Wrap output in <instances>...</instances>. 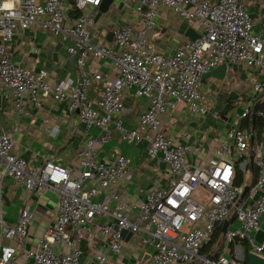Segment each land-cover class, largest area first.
I'll return each mask as SVG.
<instances>
[{
  "label": "built area",
  "instance_id": "2783aa9c",
  "mask_svg": "<svg viewBox=\"0 0 264 264\" xmlns=\"http://www.w3.org/2000/svg\"><path fill=\"white\" fill-rule=\"evenodd\" d=\"M100 1L74 0L79 14L71 17L69 0H0V94H10L21 112H25L24 94L37 106L45 97L67 102L69 110H77L86 129L95 126L102 132L98 139L87 136L77 148V173H73L48 159L30 165L13 152L11 134L0 130V181L11 177L29 192L52 190L58 196L53 224L38 248L25 251V260L29 264H85L80 261L82 251L77 243L87 234L89 223L100 215L109 219L100 232L107 237L110 251L121 250L122 230H126L131 233L129 238L138 237L140 242L153 245L151 264H239L234 255L201 253L215 229L231 216L237 224L224 229V240H246L251 251L263 257L264 241L255 243L252 233L259 230L264 213V125L260 138L254 141V131L239 130L238 122L252 114L253 99L264 89V31L254 30L255 20L242 0H135L137 24L116 23L111 39L98 45L91 41V26ZM87 6H91L90 11ZM162 6L172 8L183 19L195 20L201 28L198 38L179 43L169 54L157 51L146 35L157 26ZM258 19L264 22V12ZM33 24L71 41L66 51L75 56L77 83H50L46 69L31 70L12 60L8 44L14 32ZM89 57L110 60L116 67L115 76L110 79L87 70ZM220 63L226 64L223 80L233 66L251 67L260 79L250 84L246 102L230 111L226 138L204 164L196 165L187 158L190 133H185L182 141L165 137L158 116L183 103L191 115L219 117L220 110L208 111L209 104L205 105L201 75ZM98 82L102 83V96L94 106L88 91ZM130 89L149 101L134 128L123 123ZM261 103L264 105V95ZM255 116L263 117L264 110L258 108ZM113 132L127 143L144 142L147 155L157 156L167 165L164 184L155 180L141 200L126 201L118 187L130 164L127 156L109 151L104 160L97 158L96 143L106 142ZM251 135L253 146L248 157L238 161L243 154L237 149L246 151ZM251 153L256 171L253 181L246 183L243 177L235 184L236 164L244 174ZM245 185L249 188L240 199ZM97 195H102V200L94 201ZM30 221L31 212L25 205L15 223H6L0 197V234L14 240L13 245H0V264H11L16 250L23 249ZM59 243L71 250L57 252L55 245ZM105 260L104 252L94 257L95 264H105Z\"/></svg>",
  "mask_w": 264,
  "mask_h": 264
},
{
  "label": "crops",
  "instance_id": "0c3cea01",
  "mask_svg": "<svg viewBox=\"0 0 264 264\" xmlns=\"http://www.w3.org/2000/svg\"><path fill=\"white\" fill-rule=\"evenodd\" d=\"M242 1L255 20L254 30L264 31V22L258 19V15L264 12V0ZM86 10L90 11L91 6H87ZM98 12L99 15H96L95 23L91 26V41L98 45L109 40L108 34L112 32L111 29L116 23L125 22L135 25L139 20L135 11V0H113L105 12ZM189 27L197 33L201 31L195 20L183 19L172 8L162 6L161 15L157 19V26L148 31L146 35L155 44L157 51L169 54L179 43L191 40L185 35V31ZM69 43H71L70 40H61L60 37L53 35L48 30L33 24L24 30L14 32L9 41L8 50L10 57L16 63L31 70L46 69V79L50 83L71 80L75 84L79 80V73L75 56H70L66 51V45ZM241 67L249 70L252 75L256 73L251 67L235 66L232 73L234 71L233 74L236 77L249 78V73L245 70L240 74L234 70ZM85 68L89 71H98L110 79L116 74V67L110 60L104 58L89 57L85 63ZM257 79L259 78L257 77ZM212 80L216 81V79L208 77L202 83L204 85L207 81L210 87L209 81ZM222 91L218 90L217 93L222 101L220 108L227 99ZM101 96L102 83H93L88 91V98L92 105L96 106ZM217 103L216 101L215 104ZM125 104L128 113L125 115L123 123L128 128H134L138 123L140 112L149 105V101L135 96L130 89L126 93ZM23 106L25 112L18 111L10 94H0V130L11 134L13 152L21 156L30 165H38L43 159H48L67 167L73 173H77V148L81 146L87 136H94L98 139V136L102 134L100 129L95 126L86 129L79 119L77 110H69L67 102L57 103L51 97L40 99V104L37 106L28 95L24 94ZM158 118L162 125L163 135L167 138L182 141L184 134L190 133V152L187 158L196 165L204 164L219 142L226 138L232 119L231 115L227 119L213 118L211 114L191 115L183 103H178L169 114H161ZM96 148L99 160H104L109 151H117L130 159L129 167L118 180V187L123 191L126 201L143 199L155 180L164 184L167 165L160 161L157 156L149 157L144 142L127 143L121 140L117 133L113 132L106 142H97ZM247 165L249 166V162ZM252 168L253 166H249L250 179L245 180L246 183H250L255 177L256 171L253 175ZM0 185L2 213L6 223H15L21 208L25 205L31 212V221L27 225L23 249L16 250L11 263L29 264V261L25 260V251H34L38 248L46 229L53 224L58 196L52 190L29 192L11 177H4L0 181ZM100 200H102V195H97L94 198V201ZM109 205H112L111 201ZM108 220V217L100 215L89 223L87 234L77 243L82 251L80 261L85 264H95V255L98 252H104L106 254L105 264H151L150 258L154 247L151 243L140 242L138 237L128 239L124 237L122 248L117 253L108 249L107 237L100 232V226ZM236 224L234 217L231 216L226 221L224 228L223 225L218 226L214 231L215 239L211 248L203 254L224 253L234 255L237 256L239 264H245L247 254L252 252L250 244L246 240L226 242L223 238L224 229ZM252 235L255 243L264 241V213L260 218L259 230ZM1 244L13 245L14 240L0 234ZM55 250L59 253H67L71 248L64 243H59L55 245ZM246 251L248 252L246 253Z\"/></svg>",
  "mask_w": 264,
  "mask_h": 264
},
{
  "label": "rangeland",
  "instance_id": "374dc122",
  "mask_svg": "<svg viewBox=\"0 0 264 264\" xmlns=\"http://www.w3.org/2000/svg\"><path fill=\"white\" fill-rule=\"evenodd\" d=\"M236 69H234V70L238 71L239 74L245 70V72L249 73V75H248L249 78L243 79V78L236 77L235 74H233L234 71H233V73H232V71H230L226 80L209 81L211 83L210 87H209L210 84H208L207 81H205L204 87L202 89V93L205 95V98H206L205 105H206V102L209 104L208 105V111H210V110L211 111H219L222 108V107L220 108L222 101L217 94L218 90H221V91L224 90V91H222V93L225 94V98H226V95L228 94V92H230V91L240 93L238 95V98H235V101L233 102L232 106L229 108V110L226 114L219 113V117L223 118V119L229 118L230 111L232 109H234L235 107H239L241 104L246 102V100L248 98V93H250L249 91L251 88L249 82H251V83L254 82L253 80L257 79V77L260 79V77L257 76L256 73H254L252 75V74H250L249 70L243 69L242 67L240 69H237V70ZM212 83H214V84H212ZM216 101L218 102L217 104H215ZM237 152L245 155L246 158L248 157L247 151H245V150L237 149ZM244 177H245L246 181H248L250 179V169H249L248 165L245 169ZM199 192H201V191L199 190Z\"/></svg>",
  "mask_w": 264,
  "mask_h": 264
},
{
  "label": "water",
  "instance_id": "95a60500",
  "mask_svg": "<svg viewBox=\"0 0 264 264\" xmlns=\"http://www.w3.org/2000/svg\"><path fill=\"white\" fill-rule=\"evenodd\" d=\"M113 0H101L99 5H98V11L101 12H105L109 5L112 3ZM99 13V12H98ZM99 15V14H98ZM185 35L188 36L191 40H194L196 38H198L200 36L199 33H197L195 30H193L192 28H187L185 31ZM112 36V32H110L108 34V39H111ZM226 73V64L225 63H220L219 65H217L216 67H214L213 69L205 72L204 74L201 75V79L204 80L208 77H212L216 80H223L224 76ZM264 95V89H261L257 96H256V100L254 102V105L252 107V114H251V129L253 130L255 127V122H256V116H255V111L259 108L260 102H261V97ZM238 97V93L234 92V91H230L227 95V98H232L235 99ZM220 113L221 114H226L227 113V103H225L222 108L220 109ZM250 142L253 143V135L250 136ZM249 166H253V155L252 153L249 155ZM249 188V185H245L244 189L241 193L240 199L242 197H244V195L246 194L247 190ZM226 222L223 224V228L225 227ZM122 235L125 236V238H129L131 236L130 232H127L126 230H122ZM245 264H264V257L250 252L247 254V260Z\"/></svg>",
  "mask_w": 264,
  "mask_h": 264
},
{
  "label": "trees",
  "instance_id": "16d2710c",
  "mask_svg": "<svg viewBox=\"0 0 264 264\" xmlns=\"http://www.w3.org/2000/svg\"><path fill=\"white\" fill-rule=\"evenodd\" d=\"M70 4H71V10H69L68 14L69 16H76L79 14V11L74 7L73 3L74 0H69ZM256 97L253 99V103L255 102ZM235 101V99L232 98H227L226 99V103H227V111L229 110V108L232 106L233 102ZM259 108L264 110V105L263 103L260 102ZM264 125V116L263 117H257L256 118V122H255V127L253 129L254 131V141H257L260 138V132H261V128ZM238 129L247 133L250 131L251 129V115L248 114L245 117H243L242 119H240V121L238 122ZM253 146V143H251L250 141H248V145H247V152L248 150ZM243 158H245V155H243V157H241L238 161L242 160ZM255 168H252V173L253 175ZM236 178H235V184L241 183L243 181V177L244 174L238 169V166L236 164ZM218 230V229H217ZM216 230V231H217ZM215 239V233L212 235L211 239L208 241V243L206 245H204L201 249V253H205L206 251H208ZM248 251H246L247 253Z\"/></svg>",
  "mask_w": 264,
  "mask_h": 264
},
{
  "label": "clouds",
  "instance_id": "9594fccd",
  "mask_svg": "<svg viewBox=\"0 0 264 264\" xmlns=\"http://www.w3.org/2000/svg\"><path fill=\"white\" fill-rule=\"evenodd\" d=\"M9 5H5V7H8Z\"/></svg>",
  "mask_w": 264,
  "mask_h": 264
},
{
  "label": "flooded vegetation",
  "instance_id": "af4514ba",
  "mask_svg": "<svg viewBox=\"0 0 264 264\" xmlns=\"http://www.w3.org/2000/svg\"><path fill=\"white\" fill-rule=\"evenodd\" d=\"M227 98V97H226Z\"/></svg>",
  "mask_w": 264,
  "mask_h": 264
}]
</instances>
